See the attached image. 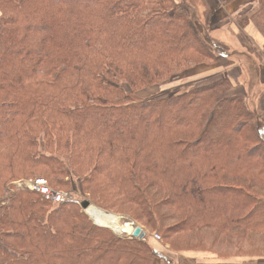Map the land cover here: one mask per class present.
Instances as JSON below:
<instances>
[{
	"label": "trees",
	"instance_id": "trees-1",
	"mask_svg": "<svg viewBox=\"0 0 264 264\" xmlns=\"http://www.w3.org/2000/svg\"><path fill=\"white\" fill-rule=\"evenodd\" d=\"M238 22L264 41V0ZM205 43L174 0H0V264L264 260V247L240 246L264 237V126L245 96L226 76L138 96L218 63ZM34 178L61 192L78 182L80 199L6 190ZM90 204L148 234L94 225ZM217 236L235 242L231 255Z\"/></svg>",
	"mask_w": 264,
	"mask_h": 264
},
{
	"label": "rangeland",
	"instance_id": "rangeland-1",
	"mask_svg": "<svg viewBox=\"0 0 264 264\" xmlns=\"http://www.w3.org/2000/svg\"><path fill=\"white\" fill-rule=\"evenodd\" d=\"M174 2L178 4L180 10L187 14L197 36L204 43L206 42L205 44L219 58V62L210 65L211 68L208 66L205 69L192 67V69L178 74L168 81L142 90L138 96L154 99L167 98L207 84L220 76H226L231 80L236 92L242 93L248 106L255 111L259 128L264 126V64L261 63V60L264 61V47L262 37L251 24H247L242 30H238L237 40L230 34V31L228 32V28L238 27V20L241 16L250 14L257 7V0H174ZM15 182L6 188L9 195L14 192H21L15 189ZM69 193L73 195V198L80 199L79 196L75 195H81L78 182L73 184V189ZM90 205L98 208L93 204ZM98 209L107 212L101 208ZM108 212L119 218L120 227L128 225L123 224V220H128L127 217ZM136 225L148 234L147 229ZM108 230L113 232L111 229ZM154 233L156 232H151L149 235ZM113 234L126 236L124 233L115 234L113 232ZM210 235H205L209 244L213 243V237ZM243 237L244 239L240 240V246L244 251L251 247H264V237L253 234ZM214 242V245L221 246V249L227 254L234 252L233 249L229 250V247L234 246L235 242L221 241L219 236L216 237V240L214 239ZM151 244L158 253L171 251L170 245L172 243L170 241L167 243L163 240L160 242L153 241ZM155 260L159 261L158 258Z\"/></svg>",
	"mask_w": 264,
	"mask_h": 264
},
{
	"label": "crops",
	"instance_id": "crops-1",
	"mask_svg": "<svg viewBox=\"0 0 264 264\" xmlns=\"http://www.w3.org/2000/svg\"><path fill=\"white\" fill-rule=\"evenodd\" d=\"M239 29H240L239 27L228 28V32L230 31V34H232L234 39H236L237 38L236 35ZM262 43H264V41ZM174 261L175 264H264V260L251 261L247 258H242V257L230 258L228 260L226 258L224 260H216L213 258V255L205 254V253H180L176 255ZM153 264H163V263L159 259V261L154 260Z\"/></svg>",
	"mask_w": 264,
	"mask_h": 264
},
{
	"label": "built area",
	"instance_id": "built-area-1",
	"mask_svg": "<svg viewBox=\"0 0 264 264\" xmlns=\"http://www.w3.org/2000/svg\"><path fill=\"white\" fill-rule=\"evenodd\" d=\"M16 190H28L40 195L44 200L53 204L60 203L63 200H72L73 195L67 192L56 191L52 189L48 182L43 178H34L28 180H20L15 182ZM152 239L160 242L162 239L158 234L151 235Z\"/></svg>",
	"mask_w": 264,
	"mask_h": 264
},
{
	"label": "bare ground",
	"instance_id": "bare-ground-1",
	"mask_svg": "<svg viewBox=\"0 0 264 264\" xmlns=\"http://www.w3.org/2000/svg\"><path fill=\"white\" fill-rule=\"evenodd\" d=\"M84 212L97 226L111 229L115 234L128 230L126 226L120 227L119 218L116 215L102 211L92 205L87 207Z\"/></svg>",
	"mask_w": 264,
	"mask_h": 264
},
{
	"label": "water",
	"instance_id": "water-1",
	"mask_svg": "<svg viewBox=\"0 0 264 264\" xmlns=\"http://www.w3.org/2000/svg\"><path fill=\"white\" fill-rule=\"evenodd\" d=\"M126 227L128 228L127 231H123L124 234H126L127 237H135V238H144L145 232L142 231L140 227H138L134 222L130 221L127 223Z\"/></svg>",
	"mask_w": 264,
	"mask_h": 264
}]
</instances>
